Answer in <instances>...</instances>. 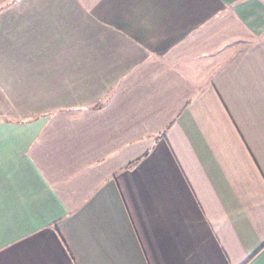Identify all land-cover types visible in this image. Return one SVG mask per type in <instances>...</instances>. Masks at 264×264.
Segmentation results:
<instances>
[{"label": "crops", "instance_id": "obj_1", "mask_svg": "<svg viewBox=\"0 0 264 264\" xmlns=\"http://www.w3.org/2000/svg\"><path fill=\"white\" fill-rule=\"evenodd\" d=\"M0 264H264V0H0Z\"/></svg>", "mask_w": 264, "mask_h": 264}]
</instances>
